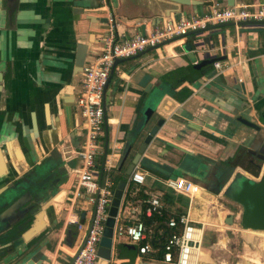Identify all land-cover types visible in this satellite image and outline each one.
Masks as SVG:
<instances>
[{
    "label": "crops",
    "instance_id": "0c3cea01",
    "mask_svg": "<svg viewBox=\"0 0 264 264\" xmlns=\"http://www.w3.org/2000/svg\"><path fill=\"white\" fill-rule=\"evenodd\" d=\"M73 1L0 0V195L34 166L26 148L32 133L31 112L39 128L38 139L32 143L36 165L48 156L46 145L55 146L80 126L78 110L73 105L70 130L59 98L63 94L75 98L81 90L82 76L73 74L76 46L88 45L85 65L91 62L92 52L110 30L109 17L114 20V32L120 40L153 33L167 21L203 16L216 5L228 7L227 0H190L193 5L168 0ZM260 4L264 0H234L233 5ZM104 19L105 23L100 22ZM209 33L211 50L199 45L191 51H196L197 63L220 61L222 73L214 70L213 64L197 74L193 70L194 64L184 48L204 36L193 33L121 59L112 71L103 93L102 153L95 162L101 171L109 161L113 184L121 166L126 170L149 131L164 119L139 163L146 174L144 184L135 188L127 184L123 192L118 219L124 223L148 218L143 212V200L151 196L160 197L168 215L185 214L188 201L168 190L163 185L167 180L184 178L201 186L202 195L190 210V218L198 221L203 218V199L225 197L236 177L254 179L257 173H264V125L260 122L264 111V24L237 26L228 22ZM145 75L150 80L142 87ZM241 120L259 129L249 128ZM66 168V176L54 194L41 201L45 228L38 235L28 242L21 239L37 220L25 212L34 203L33 198L24 202L21 216L15 212L4 214L5 225L23 216L27 223L21 234L16 229L8 241L0 242V264H10L18 250L27 255L26 261L72 263L84 232L68 224L67 219L72 212L88 225L93 205L86 196L74 198L75 174ZM102 173L105 177L106 171ZM223 201L229 204V199ZM168 230L161 225L148 232H153L156 246H162ZM120 246V257H115L112 246L111 260L100 261L139 264L134 246L126 242ZM128 247L131 249L126 250ZM7 252L10 256L3 263ZM132 254L135 258L130 263ZM100 261L98 264H102Z\"/></svg>",
    "mask_w": 264,
    "mask_h": 264
},
{
    "label": "built area",
    "instance_id": "2783aa9c",
    "mask_svg": "<svg viewBox=\"0 0 264 264\" xmlns=\"http://www.w3.org/2000/svg\"><path fill=\"white\" fill-rule=\"evenodd\" d=\"M108 22L110 30L101 39L100 46L92 52V61L84 66L81 73V90L74 100L80 118L78 127H81L83 131V143L79 149L71 147L70 151L66 152L69 157L65 160H73L76 163L73 169L77 186L74 198L86 196L93 205L88 225L81 223L78 216L72 212L67 219L68 224L76 225L78 231L84 232L81 247L71 264H98L100 261L98 247L108 218L113 183L110 177L109 161L107 160L103 165V171H106L103 177V173L96 166L95 159L102 153L105 124L103 93L114 62L119 59L132 58L148 49H156L168 41L185 37L189 33L206 30L208 26L228 22H233L237 26L264 24V4L257 7L233 5L227 8H220L216 5L203 16L181 17L167 21L153 33L135 35L130 39L117 40L113 18L109 17ZM194 64H197V61ZM213 68L218 72H223V65L220 61L214 62ZM145 178L146 174L137 165L128 177L127 184H134L137 187L144 184ZM163 185L188 201V210L185 214L171 216L168 219L167 228L171 232L165 236L164 245L156 246V244L147 242L148 235L140 219L135 218L133 223H124L118 219L117 215L112 228V246L121 242L134 246L136 261L139 264L143 262L199 264V253L208 224L202 220L193 221L190 218V210L195 201L200 199L203 189L200 185L184 178L167 180ZM202 203L208 206L211 201L203 199ZM143 205L144 215L148 218L154 215L160 216L164 210V205L158 196L143 200Z\"/></svg>",
    "mask_w": 264,
    "mask_h": 264
},
{
    "label": "water",
    "instance_id": "95a60500",
    "mask_svg": "<svg viewBox=\"0 0 264 264\" xmlns=\"http://www.w3.org/2000/svg\"><path fill=\"white\" fill-rule=\"evenodd\" d=\"M170 2H173L175 4L179 5H193L190 0H168ZM72 2H74L72 0ZM234 4V0H227V6L231 7ZM16 5V4H15ZM13 13V11H11ZM11 13V14H12ZM100 22L105 23L106 20H101ZM226 24H220L213 26L212 28H207L206 30L199 31V32H193V34H201L204 35L203 38L200 41H194L193 43L186 46L184 49L188 53V58L194 64L196 62V59L198 56L196 55V51L192 52L191 48L193 46L197 48L199 45L206 46L209 50H211L210 45V33L209 31H218L219 28L222 26H225ZM88 45L86 44H77L76 50L74 53V68H73V74H81L83 71V68L85 66V58L88 54ZM204 57V56H203ZM202 59V58H201ZM205 59V58H203ZM120 61H123L119 59V61H115L113 64V67L110 71L106 86L104 88V92L106 90V87L109 83L110 77L112 75V71L114 67L120 63ZM216 60L210 59V60H200L199 63L194 64L192 66L194 71H199L201 68L206 66H211ZM150 80V77L145 75L143 76L140 86L146 87L148 82ZM239 86L237 87V89ZM61 102V109L62 114L64 116V120L67 124V126L70 128V130L73 129V123H72V106L74 105L75 98L72 95L69 94H63L59 98ZM148 113V112H147ZM244 125H246L249 128L258 130V125L249 122L247 120H241ZM260 122L264 125V111L263 114L260 117ZM164 119H159L155 126L149 131L147 136L145 137L143 143L140 145L137 153L132 158L130 164L125 170V175L129 177L134 169L135 166L139 165V163L142 160V157L147 149V147L150 145L156 134L158 133L159 128L163 125ZM30 124H31V138L29 139V151H30V158L31 162L36 164V151L33 146V142L38 139V133L39 128L36 121V115L34 112H31L30 114ZM75 131L72 130V133L70 135V138L72 139V145L75 149H79L82 145L81 138H83V131L81 127H75ZM32 139V140H31ZM47 146V150H49V146ZM28 158V157H27ZM29 158V159H30ZM54 158V151H51L48 153V156L44 159V165L47 166L50 162V159ZM38 167V166H37ZM36 167V168H37ZM51 170V168H48V170ZM103 171V167L101 168V173ZM35 174L37 175V171H35ZM254 179H247L243 178L245 181L242 183L240 180H238L235 184L236 191L238 195L236 197L232 196L234 200L237 201V203L243 208L241 215H240V225L241 227L246 230L250 229L252 231L256 232H264V173L258 174L257 176L253 177ZM17 183L14 184V186H11L7 193L0 195V242L1 241H8V239L11 238L12 233L14 231L20 232L21 229L27 222H24L23 219L25 216L18 218L15 220V223H12L10 225H5L6 217L4 216L5 213L9 214V212L16 213L17 217L21 216L25 207L26 203L22 201L23 193L26 194L25 188L21 185V182L16 181ZM127 185V180H121L117 184L109 206L108 210V218L105 222V227L103 230L102 237L99 242L98 247V257L100 260L109 262L111 260V254H112V228L115 223V218L118 215L121 199L123 196V192L125 190V187ZM33 192L32 200L33 204L28 207L25 212L30 214L31 217H35L37 220L34 222L32 227L28 229L23 235L21 236V239L23 242H28L33 237L38 235L44 228L45 223L43 221H40V217L44 216V212L41 209L42 202L38 200V197L41 193L42 188L37 184V182L34 180L30 182L27 191ZM15 215V216H16ZM225 222L230 225L233 223V217L228 216L225 219ZM25 223V224H24ZM9 242L7 243V245ZM10 245V244H9ZM115 248V245H114ZM15 254V259L13 261H9L10 264H41V261L35 262L32 259L26 261V254L24 252H21L18 250ZM13 255V254H11ZM115 255V254H114ZM10 254L8 252L6 253L5 257H3V263L8 259ZM141 264H151L143 262Z\"/></svg>",
    "mask_w": 264,
    "mask_h": 264
},
{
    "label": "rangeland",
    "instance_id": "374dc122",
    "mask_svg": "<svg viewBox=\"0 0 264 264\" xmlns=\"http://www.w3.org/2000/svg\"><path fill=\"white\" fill-rule=\"evenodd\" d=\"M67 166L73 170L76 164L74 161H69ZM44 167L47 169V166ZM65 176L66 174L63 177ZM239 180L242 183L245 181L243 178H239ZM236 186L235 184L230 188L227 197L206 198L211 203L208 206L204 205V212L201 215L203 217L201 220L207 223L208 226H206L201 247L204 257L200 262L203 260L205 264H240L245 263L246 257H249L259 259L264 263V249L261 247L262 238L255 235H250V238H248L240 225L242 209L237 201L232 198V196L236 197L238 195ZM56 189L57 187L54 186L50 192V197ZM226 199H229V204L223 201ZM227 213L233 216V224L228 225L225 220L222 221V216ZM115 257L117 256L115 255ZM100 263H103V261H100Z\"/></svg>",
    "mask_w": 264,
    "mask_h": 264
},
{
    "label": "flooded vegetation",
    "instance_id": "af4514ba",
    "mask_svg": "<svg viewBox=\"0 0 264 264\" xmlns=\"http://www.w3.org/2000/svg\"><path fill=\"white\" fill-rule=\"evenodd\" d=\"M71 138H62L55 146L51 147L48 150V153L51 151H54V158L50 159V162L47 165V169L44 167V160L39 162L37 165L34 163L33 167L28 171V173L24 174L19 180L21 181V185L25 188V193H23L22 201L26 202L33 196V192L27 191L28 186L30 182L36 181L37 184L42 188L40 195L38 196V200L44 201L47 197L50 196L51 190H53L54 186L56 187L60 181H62L63 175L66 172L67 162L72 160H65L69 157V154L66 152L70 151L71 147H73ZM27 147V155L28 160L31 161L30 158V151H29V143H26ZM30 158V159H29ZM38 166V167H37ZM37 167V168H36ZM48 167L51 168V170H48ZM35 171H37V175L35 174ZM259 173L256 174V176ZM31 178V179H30ZM240 177H236V179L233 181V185L239 180ZM14 181V184L17 182ZM228 193V192H227ZM225 193V197L228 196V194ZM243 210V208L241 207ZM241 210V212H242ZM232 216V215H229ZM233 217V216H232ZM234 222V219H233ZM233 224V223H232Z\"/></svg>",
    "mask_w": 264,
    "mask_h": 264
},
{
    "label": "trees",
    "instance_id": "16d2710c",
    "mask_svg": "<svg viewBox=\"0 0 264 264\" xmlns=\"http://www.w3.org/2000/svg\"><path fill=\"white\" fill-rule=\"evenodd\" d=\"M199 71L198 72L195 71L196 74L199 73ZM161 87L163 88V85ZM158 88H159L158 91L161 94H163V92L160 91V87H158ZM155 90L157 91V89H155ZM145 116H147V113H146ZM122 169H123V165L118 170L117 175L114 176V184H113V187H112L113 192H114L117 184L119 183V181H121V180H127L128 179V177L125 175V170H122ZM231 169H233V167H231ZM230 173H231V170L226 174V177H225L226 179L228 178V176L230 175ZM241 178H243V177H241ZM226 179H225V182H226ZM130 185L132 187H134V188L136 187V185H134V184H130ZM229 190H230V188H229ZM229 190H227L228 194H229ZM170 217L171 216L168 215V213L165 211V208H164V210L162 212V215H160V216L154 215L150 219L149 218H143L142 223L144 225L145 232L148 234L147 242H150L152 244H155V239L156 238L153 239V235H154L153 232L150 233L148 231H155L157 229V227L158 226H161V225H166V227H167V221H168V219ZM168 231L170 232V229ZM169 232H166V233H169ZM120 244L121 243L116 244L115 245V249H114V253H115V255L117 257H120V255H121V246H120ZM163 245H164V243L162 244V246ZM129 249H131V248L130 247L126 248V250H129ZM134 258H135V254H132L131 259H130V261H131L130 263H133ZM158 259H160V256H158Z\"/></svg>",
    "mask_w": 264,
    "mask_h": 264
},
{
    "label": "bare ground",
    "instance_id": "6f19581e",
    "mask_svg": "<svg viewBox=\"0 0 264 264\" xmlns=\"http://www.w3.org/2000/svg\"><path fill=\"white\" fill-rule=\"evenodd\" d=\"M40 221H44V216L43 217H40ZM244 232L246 233V236L248 237V238H250V235H255V236H259V237H261L262 238V243H261V247L264 249V232H256V231H252V230H250V229H246V230H244ZM244 233V234H245ZM245 236V235H244ZM245 236V237H246ZM244 237V238H245ZM257 243V242H256ZM224 245V244H223ZM203 251H201L200 250V253H199V264H205V263H203V260H202V262H200L201 261V259H203ZM245 259V258H244ZM102 264H104V263H102ZM241 264H264L261 260H259V259H251V258H249V257H246V259H245V263L243 262V263H241Z\"/></svg>",
    "mask_w": 264,
    "mask_h": 264
}]
</instances>
